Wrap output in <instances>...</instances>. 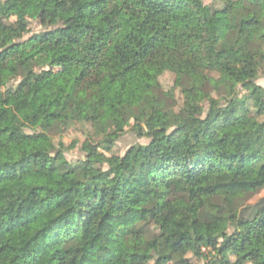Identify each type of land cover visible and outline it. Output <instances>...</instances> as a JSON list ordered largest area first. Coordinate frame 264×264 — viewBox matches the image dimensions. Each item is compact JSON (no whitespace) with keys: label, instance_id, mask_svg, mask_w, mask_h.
Segmentation results:
<instances>
[{"label":"trees","instance_id":"obj_1","mask_svg":"<svg viewBox=\"0 0 264 264\" xmlns=\"http://www.w3.org/2000/svg\"><path fill=\"white\" fill-rule=\"evenodd\" d=\"M259 77L264 0H0V264H264Z\"/></svg>","mask_w":264,"mask_h":264},{"label":"rangeland","instance_id":"obj_2","mask_svg":"<svg viewBox=\"0 0 264 264\" xmlns=\"http://www.w3.org/2000/svg\"><path fill=\"white\" fill-rule=\"evenodd\" d=\"M205 2H209V0H205ZM35 26V24L33 25V27ZM162 80L164 83H170V76L164 75L162 77ZM256 82L261 85L262 87H264V77H259ZM172 104V103H171ZM173 105V104H172ZM128 124L122 125L120 127V130L126 129L128 126ZM103 126L106 130L111 131L113 130L115 127L112 124L109 123H103ZM96 132H99V126L96 129ZM64 141L66 143V145L69 147V151L66 153V156L68 159L70 160H75L78 159L82 156V151H81V147L83 146V142H84V138L82 137V135L80 134V132H72L68 135L65 136ZM133 137L130 134H124L123 138L121 139V141L116 145V151L120 154H122L124 152V150L126 149V147L133 143ZM143 141V140H140Z\"/></svg>","mask_w":264,"mask_h":264}]
</instances>
